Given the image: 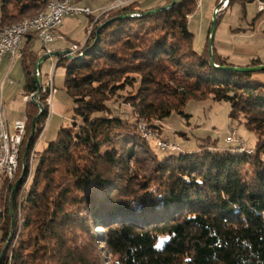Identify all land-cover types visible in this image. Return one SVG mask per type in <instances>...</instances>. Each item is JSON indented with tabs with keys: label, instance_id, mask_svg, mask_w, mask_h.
<instances>
[{
	"label": "trees",
	"instance_id": "1",
	"mask_svg": "<svg viewBox=\"0 0 264 264\" xmlns=\"http://www.w3.org/2000/svg\"><path fill=\"white\" fill-rule=\"evenodd\" d=\"M197 1L125 7L111 18L130 17L111 21L97 36L98 25L83 57L59 56L74 115L40 152L22 196L29 170L13 196L18 174L15 183L0 178V191L12 197L0 211V264H264V83L255 78L264 71L223 69L236 65L215 48L214 65L209 46L194 49L187 18ZM255 1L230 0V6ZM49 2L0 0V31L45 13ZM39 59L33 52L22 56L25 97L38 90ZM261 64L255 59L247 67ZM137 82L135 94L121 99L139 119L165 121L174 112L188 117L191 99L227 102L230 117L243 116L257 135L254 153L206 140L194 153L157 154L109 105ZM41 88V100L49 98ZM33 110L27 101L21 152ZM47 118L45 108L30 150Z\"/></svg>",
	"mask_w": 264,
	"mask_h": 264
},
{
	"label": "rangeland",
	"instance_id": "2",
	"mask_svg": "<svg viewBox=\"0 0 264 264\" xmlns=\"http://www.w3.org/2000/svg\"><path fill=\"white\" fill-rule=\"evenodd\" d=\"M171 1L172 0H78L80 4L89 7L93 15H81L68 18L64 22V27L72 31L70 35L71 41L82 43L86 40L83 44H74L82 47L83 51L87 45L88 39L98 25L100 27L120 17H130L126 15L111 18L118 14L123 8L127 7L132 9L139 5L143 8H156L166 5ZM220 2L219 0H198L194 12L188 16L189 28L194 34V49L202 53L205 48L209 46V33L213 19L216 16L217 18L219 17V21L216 23L212 45L213 48L216 49V52H219L218 54H222L220 53L222 51L224 54L231 53V62L237 63L239 67H246L245 63L250 59H264V13L260 14L261 12L254 2H248L245 6L240 2H234L230 6L229 0L227 8H224L225 6L221 5ZM217 8H220L219 13L216 12ZM132 16L135 17L136 14ZM255 20L256 22L258 21L256 24V32L247 34H243V32L239 33L241 28H247L250 26L251 22ZM19 21L21 22V19ZM19 21L17 22L19 23ZM31 46L32 45L26 49L23 48L24 50L21 51V55L23 56V54L31 53L32 49L40 59L43 58L41 55V52H43L42 44L36 42L34 46ZM22 56L15 61L11 68H9V63L4 64V62H2L0 64V115L5 112L11 123L16 121L17 117L19 118L17 120H24L27 110L26 102L29 101L33 103V112L36 117L41 111L39 106H42L43 112L45 108L48 109V118L42 132L33 145L34 147L32 150L29 148L26 160V170H29V176L22 188L20 196H22L23 192L26 191L31 183L40 152H43L50 142L56 140L59 130L62 127H67L71 124L75 106L72 98L64 89L66 67L63 65L57 66L59 57L47 58L40 68L42 74V81L40 80V83L42 86H44L49 78L53 77L56 92L51 99L53 104L52 112L50 113L51 106L48 104L50 103L48 97H46L45 100H41L40 94L39 97L32 101L33 94L26 100L23 96L25 72ZM63 58L68 57L63 56ZM251 60L249 62H251ZM66 62L69 63L70 61ZM31 71L33 72V68ZM138 85L137 82L134 88H126V90L120 93V99L118 97L114 98L109 105L113 109L114 114L121 115L134 125L142 141H145V143L150 146V149L157 154L167 155L159 146V143L162 141L169 142L172 147L169 152L172 154L175 153L176 155L199 151L206 140L216 142L220 147H225L227 146L225 141L227 137L230 136V132H236V139L243 141L247 145L245 149L244 147L238 148L237 152H247L249 155L254 153L253 146L257 141V135L246 128L243 116L240 117L241 120L232 119L230 117L231 106L229 103L217 102L212 98L202 100L191 99L184 109V113L188 115V117L174 112L165 121H149L143 118L139 119L133 113L132 109L122 100L127 95L135 94ZM43 93L45 92L43 91ZM29 130H31V128ZM145 133H147V136L149 135L148 138L147 136L145 138ZM30 135L31 131L28 134V140ZM26 145L24 151L21 152L22 154L20 155L22 166L24 164ZM174 148L176 149L173 150ZM208 148L213 150L212 146ZM17 174L20 179L23 174V169ZM15 179L19 181V179ZM15 179L13 180L14 183ZM7 194V191L4 189L0 191V211L2 212L6 209L8 201L11 203L12 200V197ZM19 219L21 221V216ZM20 221L18 223V230L22 228Z\"/></svg>",
	"mask_w": 264,
	"mask_h": 264
},
{
	"label": "built area",
	"instance_id": "3",
	"mask_svg": "<svg viewBox=\"0 0 264 264\" xmlns=\"http://www.w3.org/2000/svg\"><path fill=\"white\" fill-rule=\"evenodd\" d=\"M219 2L221 5L225 6L224 8H227L229 5V0H219ZM49 4H51V12L46 15L45 19L40 23V26H37V28H30V30L17 32L13 36L3 37L0 43V64L4 59H8L9 68H11L18 59V42H22L23 38L29 34H36L37 31H42V26H49V33H44V39H38V41L43 46L44 56L51 55V46L57 41L65 40V37L59 33V30L66 19L81 15H93L91 9L87 6H82L78 0H55V2H49ZM258 9L260 12L264 11V9L259 7ZM219 10L220 8H217L216 12L219 13ZM78 48H80L78 45H73L69 50L64 51V54L77 51ZM36 73L41 79L40 72ZM43 91L45 93H50L51 99L53 98V95L56 92L53 77L49 78L48 82L43 86ZM52 110L53 104L50 113ZM26 118L11 123L5 112L0 115V174L2 175V178L8 176L12 171L15 142L24 141L23 127ZM236 136V132H230V136L227 137L226 143L239 144V148L246 147V143L236 139ZM159 146L163 151L168 149V147H171V145H164V143H159Z\"/></svg>",
	"mask_w": 264,
	"mask_h": 264
},
{
	"label": "bare ground",
	"instance_id": "4",
	"mask_svg": "<svg viewBox=\"0 0 264 264\" xmlns=\"http://www.w3.org/2000/svg\"><path fill=\"white\" fill-rule=\"evenodd\" d=\"M51 2H55V0H51ZM257 3H258V7L259 8L264 9V2L257 1ZM49 12H51V4L48 5L47 11H45V13H41L37 17H35L33 19L25 20L23 22L17 23L16 25H13L11 27L3 29L2 31H0V43H1V40L3 39V37L13 36L17 32L30 30V28H37V26H40V23H42V21L45 19L46 15ZM36 33H37L39 39H44V33H49V26H42V31H37ZM26 38H27V36H25V38H23L22 42H18V58L21 56L22 44H23V42H24V40ZM81 51H82V47L78 48L77 51H74L72 53L63 54V56L64 57H68V58H73V57L78 56V54H80ZM35 75L37 76V73H35ZM48 101L50 102L48 104H50V106H51L50 109H51L52 108V101H51V94L50 93H49ZM26 128H27V118H26V121H25V124H24V127H23V138L26 135ZM144 135H145V138H146L147 135L146 134H144ZM147 138H148V136H147ZM160 143H164V145H171L170 143H168V142L166 143V142H163V141L160 142ZM22 144H23V141H16L15 142L13 168H12V171L10 172V174H8V176H6L4 178L12 180L17 175L18 169H19V163H20V153H21ZM171 149H172V147H168V149H165V150L166 151H170ZM175 149L176 148H174L173 150H175ZM173 150H172V152H173ZM1 177H2V175L0 174V178Z\"/></svg>",
	"mask_w": 264,
	"mask_h": 264
},
{
	"label": "water",
	"instance_id": "5",
	"mask_svg": "<svg viewBox=\"0 0 264 264\" xmlns=\"http://www.w3.org/2000/svg\"><path fill=\"white\" fill-rule=\"evenodd\" d=\"M178 2V0H174L172 5L176 4ZM172 5L170 6H166V7H163V8H159V9H155L151 12H157V11H161V10H165V9H168L169 7H171ZM122 18V17H120ZM110 23V22H108ZM108 23H106L105 25H107ZM216 23H217V17L215 16L214 19H213V22H212V26H211V30H210V41H209V52H210V58H211V63L214 65V55H213V41H214V35H215V30H216ZM105 25H102L98 28V31H97V36L99 35L101 29L103 28V26ZM64 53H52L51 55H47L46 57L44 58H41L38 60L37 64H36V67H35V72H40V67H41V64L42 62L46 59V58H49V57H59L60 55H63ZM84 54L82 53L79 57H83ZM76 57H73V58H70V59H74ZM223 69H227V70H231V71H235V72H241V73H257V72H263L264 71V64H261V65H258V66H250V67H239V66H228V67H223ZM36 83H37V87H38V90L37 92L32 96V101L39 97L41 92H42V88H41V85H40V77L39 75L36 76ZM39 108L41 109L39 115L34 119L33 123H32V127H31V135H30V138L27 142V145H26V148H25V153H24V164H23V174L21 176V178L19 179V181L16 183V185L14 186V189H13V192H12V196L14 195L15 193V190L17 188V186L19 185V183L21 182L22 178L24 177V173H25V170H26V160H27V154H28V151H29V148H30V143H31V139L34 135V132H35V126H36V122L37 120L42 116V113H43V109H42V106H39ZM11 214L13 215L12 213V210H11ZM13 224H14V219H13Z\"/></svg>",
	"mask_w": 264,
	"mask_h": 264
},
{
	"label": "crops",
	"instance_id": "6",
	"mask_svg": "<svg viewBox=\"0 0 264 264\" xmlns=\"http://www.w3.org/2000/svg\"><path fill=\"white\" fill-rule=\"evenodd\" d=\"M254 3H256L257 4V6H258V3H257V1H255ZM82 6H84V5H82ZM260 13V12H259ZM259 13H258V15H259ZM264 13V11L263 12H261L260 14H263ZM258 17V16H257ZM257 19V18H256ZM258 22V21H257ZM257 22H256V20L254 21V22H251V24H250V26H248L247 28H245V29H243V28H241L240 29V31H239V33H242L243 32V34H247V33H254V32H256V24H257ZM65 24V23H64ZM64 24H63V26L61 27V29L59 30V33L61 34V35H63L64 37H65V40L64 41H57L56 43H54L51 47V50H53V52L52 53H59V54H61V53H64V51H66V50H68L72 45H74V44H83L84 42H82V43H80V42H76V41H71V37H70V35L72 34V31L71 30H69V29H67V27H64ZM263 24H264V20H263ZM34 42V43H33ZM36 42H39L35 37H33V39L31 38V36H29L28 38H26L25 40H24V42H23V44H22V49L23 48H27V47H29L30 45H32V46H34V44L36 43ZM71 45H70V44ZM31 46V47H32ZM31 52H33V50L31 49ZM34 53V52H33ZM44 50H43V52H41V55L43 56V58L44 57H46V56H44ZM219 53V52H218ZM220 53H222V54H220L221 56H223V57H225V58H227L228 60H229V62H231V53H229V54H224L223 53V51L222 52H220ZM35 54V53H34ZM47 59V58H46ZM45 59V60H46ZM253 59V58H252ZM262 63H264V59H261V58H258ZM44 60V61H45ZM251 60V59H250ZM249 60V61H250ZM253 60H255V59H253ZM43 61V62H44ZM247 62V63H245L246 65L245 66H247V65H249L251 62ZM252 61V60H251ZM3 62H4V64H8V59H4L3 60ZM42 62V63H43ZM231 63H233V62H231ZM234 65H238L237 63H233ZM42 65V64H41ZM41 68V67H40ZM40 75H41V81H42V74H41V70H40ZM257 80H259V81H261V82H263L264 83V73H261V74H258V75H256V77H255ZM49 80V79H48ZM48 80L46 81V83L48 82ZM45 83V84H46ZM44 84V85H45ZM24 96V95H23ZM24 98H26V100H28V97H25L24 96ZM26 104H27V102H26ZM27 111V110H26ZM26 117H27V112H26ZM17 119H19L18 117L16 118V120Z\"/></svg>",
	"mask_w": 264,
	"mask_h": 264
}]
</instances>
